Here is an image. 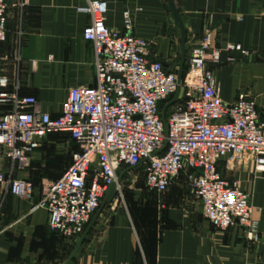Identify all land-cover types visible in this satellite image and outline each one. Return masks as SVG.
<instances>
[{"label":"crops","instance_id":"crops-1","mask_svg":"<svg viewBox=\"0 0 264 264\" xmlns=\"http://www.w3.org/2000/svg\"><path fill=\"white\" fill-rule=\"evenodd\" d=\"M13 1L17 4L7 12L6 39L0 42V75L8 77L9 89L33 96L42 111L55 117L70 87L94 84L91 44L81 36L88 15L77 10L85 0H27L22 7L20 0ZM103 1L104 24L142 38L146 58L176 75L180 32L165 0ZM171 1L184 28L183 72L189 46L208 30L218 62L206 60L205 67L213 72L221 100L232 102L245 93L264 116V0ZM123 11L131 15L129 32L123 28ZM227 43L239 44L242 52L225 49ZM70 141L64 132L43 136L32 154L34 168L50 150L48 159L59 154L62 163L41 170L50 180L58 178L70 163L73 149L65 147ZM217 170L248 194L255 242L239 227L213 229L180 174L164 193L137 195L136 206L129 210L117 192L69 264H264V175L254 173L249 162L229 158ZM40 193L31 200L0 193V264H65L73 251L81 235L66 240L48 229L47 211L36 207Z\"/></svg>","mask_w":264,"mask_h":264},{"label":"built area","instance_id":"built-area-1","mask_svg":"<svg viewBox=\"0 0 264 264\" xmlns=\"http://www.w3.org/2000/svg\"><path fill=\"white\" fill-rule=\"evenodd\" d=\"M18 3L22 7L27 0ZM16 4L0 0V42L6 39L7 12ZM77 10L88 15L81 36L91 44L94 84L70 87L57 116L42 111L33 96L9 89L8 77L0 75V162L5 161L0 163V193L31 200L33 183L16 174L30 168L43 136L64 132L78 150L62 174L46 183L36 206L47 211L50 231L66 240L79 237L106 186L113 183L119 192L118 173L145 159L128 172L140 167L146 190L164 193L184 174L213 229L239 227L255 242L249 196L217 165L224 158L249 162L254 173L264 175V116L245 93L232 102L221 100L213 72L205 67L206 60L218 62L208 30L189 46L187 70L177 83L174 73L146 58L142 38L104 24L103 0H85ZM122 24L131 30L127 11ZM225 49L242 52L239 44L227 43ZM176 90L162 120L161 109Z\"/></svg>","mask_w":264,"mask_h":264},{"label":"rangeland","instance_id":"rangeland-1","mask_svg":"<svg viewBox=\"0 0 264 264\" xmlns=\"http://www.w3.org/2000/svg\"><path fill=\"white\" fill-rule=\"evenodd\" d=\"M186 70L187 68L185 69V71ZM195 73L197 72L192 70L190 74H195ZM65 147L67 148V150L73 149V152L77 151L76 145L73 144L71 141L67 142ZM51 154L52 152H46L44 159L42 158V160H40L38 168H34V165L32 164L29 169L22 172L21 174L22 176L28 177L30 179L35 177L34 179H36V183L34 186L35 193L33 195V198L39 193V191H42L44 189L48 181L53 180L46 178L48 175L46 176V174H44L42 170L47 171L48 169H57L62 163V158L59 154H54L51 158L47 159V157H49V155ZM43 162L45 163V166H43ZM121 182L120 183L122 187L120 188V195L118 197V200L125 209L129 210L136 206L137 195L152 194V192L145 189L142 181V174L139 171H137L136 173L133 171L129 175L124 176L121 179Z\"/></svg>","mask_w":264,"mask_h":264},{"label":"water","instance_id":"water-1","mask_svg":"<svg viewBox=\"0 0 264 264\" xmlns=\"http://www.w3.org/2000/svg\"><path fill=\"white\" fill-rule=\"evenodd\" d=\"M167 7L169 9V13L170 16L172 18V20L177 23L178 28H179V40H180V56H179V61H178V69H177V73H176V81L177 83H179L181 76H182V72H183V62H184V50H185V45H184V28L181 22V19L172 3L171 0H165ZM178 94V90L175 91V93L173 94V97L171 98V100L169 102H167L161 109V119L163 120V114H164V109L165 107H167L171 102H173ZM165 127V125H164ZM145 159L141 160L140 162H138V164L133 165V166H129L127 168H125L124 170H122L121 172L118 173L117 175V182L121 180L123 174L125 172H128L131 169H135L137 168L138 165H140ZM116 195V190H115V185L113 183H110L106 186V189L103 192V197L100 200L98 207L96 209V211L94 212L93 216L91 217V219L89 220V222L87 223L86 227L84 228L83 232L81 233V236L79 238V240L77 241L76 245L74 246L73 251L71 252L70 256L68 257L67 261L65 262V264H69L72 259H74L76 257V253L79 250V248L81 247L82 242L84 241V239L86 238L87 234L89 233L90 229L92 228L95 220L97 219L100 211L103 209L104 206H107V204H109L112 199L114 198V196Z\"/></svg>","mask_w":264,"mask_h":264},{"label":"trees","instance_id":"trees-1","mask_svg":"<svg viewBox=\"0 0 264 264\" xmlns=\"http://www.w3.org/2000/svg\"><path fill=\"white\" fill-rule=\"evenodd\" d=\"M71 140H72V139H71ZM72 143L75 144V142H74L73 140H72ZM75 145H76V144H75ZM76 146H77V145H76ZM47 152H50V150H47ZM47 159H48V157H47ZM47 159H46V160H47ZM70 162H71V156H70ZM69 164H70V163H69ZM69 164H68V165H69ZM31 165H32V162H31ZM68 165H67V166H68ZM43 166H45L44 162H43ZM67 166H66V167H67ZM30 167H31V166H30ZM64 170H65V169H64ZM137 171L140 172V167L138 168ZM123 177H124V175L122 176V178H123ZM122 178H121V179H122ZM27 179H29L30 181L33 182V180H31L30 178L27 177ZM56 179H57V178H56ZM33 183L35 184V182H33ZM86 225H87V224H86ZM86 225H85V226H86ZM84 228H85V227H84Z\"/></svg>","mask_w":264,"mask_h":264}]
</instances>
